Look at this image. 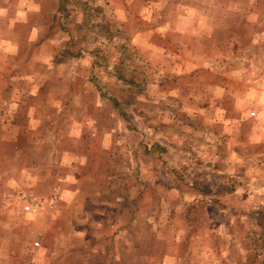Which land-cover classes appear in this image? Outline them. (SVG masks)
<instances>
[{
	"label": "rangeland",
	"instance_id": "obj_1",
	"mask_svg": "<svg viewBox=\"0 0 264 264\" xmlns=\"http://www.w3.org/2000/svg\"><path fill=\"white\" fill-rule=\"evenodd\" d=\"M259 158L264 0H0V264H264Z\"/></svg>",
	"mask_w": 264,
	"mask_h": 264
},
{
	"label": "crops",
	"instance_id": "obj_2",
	"mask_svg": "<svg viewBox=\"0 0 264 264\" xmlns=\"http://www.w3.org/2000/svg\"><path fill=\"white\" fill-rule=\"evenodd\" d=\"M260 162H262V165H264V158H259L258 159ZM264 168V167H263Z\"/></svg>",
	"mask_w": 264,
	"mask_h": 264
},
{
	"label": "built area",
	"instance_id": "obj_3",
	"mask_svg": "<svg viewBox=\"0 0 264 264\" xmlns=\"http://www.w3.org/2000/svg\"><path fill=\"white\" fill-rule=\"evenodd\" d=\"M250 115H255V111H251L250 112Z\"/></svg>",
	"mask_w": 264,
	"mask_h": 264
}]
</instances>
